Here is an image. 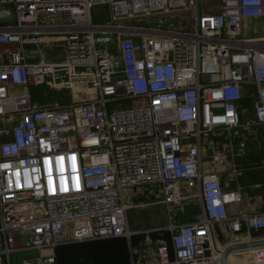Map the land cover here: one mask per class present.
<instances>
[{"label":"built area","instance_id":"1","mask_svg":"<svg viewBox=\"0 0 264 264\" xmlns=\"http://www.w3.org/2000/svg\"><path fill=\"white\" fill-rule=\"evenodd\" d=\"M205 1L0 0L13 13L0 19V264L138 234L130 264H219L214 225L228 223L233 241L264 230V213L227 214L243 201L236 137L264 126V42L243 31L264 17V0H220L212 14L200 12ZM99 7L108 18L97 24ZM38 87L62 94L41 102ZM228 157L234 189L203 170ZM145 185L168 208L197 198L195 219L168 228L172 253L156 229L128 227L127 210L146 205L129 191ZM247 252L264 264V247ZM54 261L39 253L22 264Z\"/></svg>","mask_w":264,"mask_h":264},{"label":"crops","instance_id":"2","mask_svg":"<svg viewBox=\"0 0 264 264\" xmlns=\"http://www.w3.org/2000/svg\"><path fill=\"white\" fill-rule=\"evenodd\" d=\"M201 13H217L220 11V0H209L200 3ZM244 36L253 41L264 42V17L246 19L244 24ZM252 119L250 113L245 114V120ZM235 142L236 154L234 156L235 166L238 167V184L241 189L242 203H234L227 206L229 216L241 215L242 213H264V126L262 128L252 126L239 131ZM203 170L205 172L218 171L221 187L223 189H234L235 181L231 177L230 160L211 163L204 161ZM199 211V209H195ZM198 213V212H197ZM197 213L188 221L195 219ZM185 223V222H183ZM255 232L259 235L253 236ZM244 231L233 241L234 235L229 232L228 223H219L213 227L214 242L219 249L235 241H247L250 239L264 237V230ZM133 247H136L133 245ZM228 264H254L247 251L234 252L228 257Z\"/></svg>","mask_w":264,"mask_h":264},{"label":"rangeland","instance_id":"3","mask_svg":"<svg viewBox=\"0 0 264 264\" xmlns=\"http://www.w3.org/2000/svg\"><path fill=\"white\" fill-rule=\"evenodd\" d=\"M99 12V8H93L92 14L93 16ZM113 56L117 58V49L116 46L112 47ZM118 61V60H116ZM207 76H203V80H207ZM40 87L36 88V94H38L39 100L46 101L55 99L59 93L58 91H48L47 98L43 96V93L39 91ZM245 107L249 108L247 113H250V105L247 102ZM246 113V114H247ZM205 161H208L207 159ZM138 192L145 193L144 199L146 205L143 207L130 208L127 210L126 217L128 227L132 231H151L156 229L161 235L163 232H168V228L171 225H178V223L188 222L192 218V215H195L198 211L190 212V210L198 209V202L196 197H191L190 199L185 200V203L182 208H179L176 204H171L170 208H168L164 203H162V196L158 190V188L145 185L137 190H130L129 194H135ZM152 193V197L150 194ZM194 195V193H192ZM189 205V206H188ZM189 207L188 212L186 207ZM172 207V208H171ZM134 236V235H133ZM143 237V235H142ZM116 238V237H112ZM123 239L126 244L121 247L112 248V250L104 257L103 252L99 249L88 250L84 249V252L80 255L76 264H130L133 259V253L130 250V239L128 240L125 237H117ZM143 240V239H142ZM141 240V241H142ZM77 243V242H76ZM68 244V243H67ZM126 249V252H125ZM91 251V252H88ZM123 253L126 255V259H119L118 254ZM41 253L42 255H57L55 253V249H43L41 251L38 250H30L28 252L19 251L12 253L10 255L11 264H22V260L28 257L35 258ZM102 254V255H101Z\"/></svg>","mask_w":264,"mask_h":264},{"label":"trees","instance_id":"4","mask_svg":"<svg viewBox=\"0 0 264 264\" xmlns=\"http://www.w3.org/2000/svg\"><path fill=\"white\" fill-rule=\"evenodd\" d=\"M99 12H101V14L96 12L94 16L92 15L93 22L97 24L105 22L108 18V10L106 7H99ZM246 103H247V100L243 99L240 103V108L245 107ZM188 206L186 207L187 212L189 209ZM193 211H195V209L190 210V212L192 213ZM193 216L194 215H192V217ZM178 224H181V223H178ZM252 235L257 236L259 234L253 232ZM151 236L155 240L159 239L165 242L169 247L170 253H172L169 232H163L161 235L152 233ZM142 239H143L142 234H138V235L132 236L130 242L132 246L138 245ZM125 245L126 244L124 243L123 239L117 238V237L63 244V245H60L54 248L55 253L57 254L54 257L55 258L54 264H76L80 255L82 254V252H84V249H88V250L99 249L100 251L103 252V255L102 254L101 255L105 257L112 250V248H115V247L123 248V246ZM88 252H91V251H88ZM125 252H126V249H125ZM126 255L123 253V251H121V253L118 254V258L122 260L124 257V259H126Z\"/></svg>","mask_w":264,"mask_h":264},{"label":"water","instance_id":"5","mask_svg":"<svg viewBox=\"0 0 264 264\" xmlns=\"http://www.w3.org/2000/svg\"><path fill=\"white\" fill-rule=\"evenodd\" d=\"M0 19L12 20L13 13L7 12V11H0ZM159 24L161 25L169 24L171 27L176 28L179 25V19L168 21L166 18H162L159 21ZM153 25H155V23H153ZM262 247H264V237L250 239L247 241H236V242L228 243L219 252L220 254L219 264H228V257L230 254L234 252L247 251V250H251L255 248H262Z\"/></svg>","mask_w":264,"mask_h":264}]
</instances>
